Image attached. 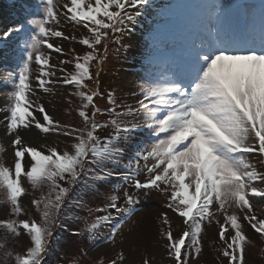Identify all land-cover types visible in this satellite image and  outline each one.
Returning <instances> with one entry per match:
<instances>
[{
	"label": "snow or ice",
	"instance_id": "obj_1",
	"mask_svg": "<svg viewBox=\"0 0 264 264\" xmlns=\"http://www.w3.org/2000/svg\"><path fill=\"white\" fill-rule=\"evenodd\" d=\"M38 4L39 15L0 36L23 34L18 65L5 77L11 85L7 104L0 108L13 153L11 166L0 162L6 205V218L0 219L3 264H44L55 229L65 219L80 220L75 212L86 207L85 196L113 176L120 185L109 189L102 206L88 209L83 228L72 235L94 247L108 228L115 244L135 214L138 195L156 192L182 221L174 233L168 213L158 217V237L170 264L198 261L204 251L202 234L214 224L219 256L227 264H245L247 247L253 244L246 229L264 240V209L258 214L253 203V198L264 200V0L258 7L202 6L206 11L197 16L185 51L162 64L149 59L152 69L131 93L135 104H118L114 92H102L100 75L109 45H121L135 30L149 12L150 0ZM222 8L240 10L244 23L233 24ZM61 18L87 34L78 40L66 35L59 30ZM56 38L76 41L87 51L80 55L70 48L65 53L51 42ZM52 53L70 56L59 64L73 70L60 67L57 76ZM56 86L73 89L65 97L64 111L69 116L74 111L78 124L55 119L40 100L41 93H54ZM69 97L79 101L75 108ZM97 98L106 99L103 108ZM33 129L62 135L71 143L63 151L31 146L24 135ZM101 131L107 134L101 137ZM28 195L32 199L25 208L22 200ZM21 238L22 252L8 247ZM87 255L81 248L69 264H80ZM125 259L121 250L107 258L99 255L94 264H124ZM142 264L151 261L145 256Z\"/></svg>",
	"mask_w": 264,
	"mask_h": 264
},
{
	"label": "rangeland",
	"instance_id": "obj_2",
	"mask_svg": "<svg viewBox=\"0 0 264 264\" xmlns=\"http://www.w3.org/2000/svg\"><path fill=\"white\" fill-rule=\"evenodd\" d=\"M29 6H33L34 10L29 11L30 16L39 15V4L38 0H28ZM160 0L155 1L153 7L149 12H152V22L146 23L143 22V33L145 30H148L149 33H152L156 29L166 27L165 33H161L157 38L154 39L153 44L149 41V47L142 53V56L139 58H134V61L142 66L138 71L130 72L127 68L124 67V61L127 59L126 54L132 53L134 54L136 45V40L140 38L141 30H135L130 33L128 39L123 38L121 45L110 44L107 59L103 65V71L100 75V90L102 92H106L111 90L114 92L116 101L118 104H135V99L131 95V93L136 89L138 83H140V77H144L147 71L152 69V65L149 62H142L145 58V55L148 53H153L154 51H163L166 54H178L181 55L190 40L194 38L197 19L194 20L187 30L190 33L188 36L180 37V39H175L174 41H169V38L165 41L161 39L164 35L169 36V34L174 31V29L178 27L173 26V22L177 19H187L189 22L191 18L188 17L183 11V16L181 17L179 14H175L172 16L167 11L160 10ZM165 2L174 3V1H179L183 4L191 5L189 1H194L195 6L199 0H162ZM238 0H217L219 5H226L229 3L236 4ZM247 4L251 5L252 0H244ZM196 9V11L201 14L206 10L202 7ZM166 6L167 4H163ZM205 5H210L206 3ZM194 6V7H195ZM161 11V14H160ZM221 11L227 17L229 21L233 24H243L244 17H235L232 15V10L230 8H222ZM237 15H242L240 12ZM3 16V17H2ZM6 18L4 13L0 12V35L3 32L7 31L10 28L19 25L17 20L13 22L8 21L9 23H5L2 18ZM27 18H24L25 20ZM2 21V22H1ZM11 23V25H10ZM73 25L65 23L63 18H61V24L59 25V30H62L66 33V35H75L79 37V35L83 31L76 32ZM172 27V28H170ZM74 30V31H73ZM146 32V34H148ZM82 35V34H81ZM23 34H20L19 37H22ZM136 36L135 42L126 44V41L133 40ZM147 38V37H146ZM19 42L21 38H16ZM53 44L60 45L63 47L64 51H68L70 48L75 49L77 54L82 55L87 49L84 46L76 43V41H64L59 38L53 39L51 41ZM145 46L147 47L148 41L144 40ZM184 46L183 52H178L176 48L178 46ZM176 46V47H175ZM9 48V44L4 48ZM2 50H0V55L2 54ZM10 55V56H8ZM135 57V56H134ZM166 57V56H165ZM20 58V48L17 47L14 52L10 50L4 56H0V108H3L7 104V93L11 90V85L8 81L5 80L8 72L15 71ZM68 55H60L58 53H52V58L50 63L53 65L61 66L59 64V60L61 59H69ZM147 59V58H146ZM123 62V64H122ZM134 66L132 63L130 66L127 65L128 68ZM61 67H67L71 71L73 70L72 65H63ZM93 73H95V66L92 68ZM59 76V73H56ZM91 83V82H90ZM73 89L70 87H57L54 88V93L39 95L40 100L45 104L46 109L49 114L52 115L55 119L60 120L61 122L71 121L73 123H79L75 112L73 111L71 115H67L64 109L67 107L65 102V97L69 92ZM73 100L72 107L79 103V101L75 97H69ZM97 104L101 108L106 104V99L101 100L97 98ZM5 113L0 111V162H3L6 166H11L13 164V153L9 148L10 137L6 136L3 120ZM107 131H110L107 130ZM24 141L26 144L31 146H35L40 148L41 145L57 147L58 150H65L68 145L71 143L69 138L64 136H57L54 133L50 134H41L38 133L37 130L33 129L31 132H28L24 135ZM123 163V162H122ZM111 182L106 184L104 187L98 188L94 194L91 196H85V204L86 207L82 209H78L75 212V215L79 216L80 220L74 219H65L62 222V226L60 228L55 229V237L50 245V252L46 256L44 264H69V261L76 256H79V250L83 248L87 251L88 255L86 257H82L80 260V264H94V259L101 254L107 258L108 256L114 255L116 251H123L126 257L124 264H142V260L145 256L149 258L151 264H170V261L167 259L166 254L164 252L163 246L158 237V229H159V214L161 212H167L169 215V219L172 222V228L174 233L177 232L181 225L182 221L176 217L170 210L164 207L166 198L159 193L152 192L149 195L145 196L142 192L138 195V203L135 207V214L131 218L130 221H127L125 226L123 227L122 234L117 235L115 244L108 238V228L106 236H102V234L98 237L95 242V246L85 240H81L80 237L72 235L74 229L79 230L83 228V219L88 217V209H95L97 207L102 206L105 203L106 196L108 194L109 189L113 187H117L120 185L121 181L114 178H110ZM25 187H29L25 182ZM125 187H127L125 185ZM79 189H77L78 191ZM131 192L132 190L129 189ZM29 192L31 193V189L29 187ZM39 195V193H36ZM75 195V193H73ZM91 197V198H89ZM32 199V195H28L23 198L22 205L25 208H28L30 204V200ZM4 195L3 192L0 191V219L6 218L3 209L6 205L3 203ZM253 203L255 209L258 214H261V209H264V200L260 198H253ZM34 218L39 219L38 215L32 210ZM27 218V217H21ZM71 220V222H70ZM73 223V225H71ZM71 225V226H70ZM246 232L250 239L253 241V244L247 247L245 264H264V253L261 252V249H264V240H261L258 234H255L250 229H246ZM202 242H203V254L199 258L198 261H193L191 264H227L226 258L220 257L217 249L220 247L218 243L217 237V226L214 224L210 227L206 228L204 234H202ZM8 247L14 249L15 251H23L25 248V241L23 238L20 240L9 242ZM54 247V248H53ZM0 264H3L2 257H0Z\"/></svg>",
	"mask_w": 264,
	"mask_h": 264
},
{
	"label": "trees",
	"instance_id": "obj_3",
	"mask_svg": "<svg viewBox=\"0 0 264 264\" xmlns=\"http://www.w3.org/2000/svg\"><path fill=\"white\" fill-rule=\"evenodd\" d=\"M5 1H7V0H0V8L1 7H3V2H5ZM75 27H72V29H74ZM75 30H76V32H78V30H80V31H83L81 34L82 35H86L87 34V31H86V29L85 30H82L81 28H75ZM74 31V30H73ZM81 34L79 35V37H77V40L80 38V36H81ZM70 36H72V34L70 35ZM77 43V42H76ZM107 134V131H101L100 133H99V135H101V137H103V136H105ZM95 193V191L94 192H92V193H90V194H88V195H86V196H90V195H92V194H94ZM70 222H71V220H70ZM71 225H73V223H71ZM70 225V226H71ZM74 231H78V230H76V229H74ZM54 248V247H53Z\"/></svg>",
	"mask_w": 264,
	"mask_h": 264
},
{
	"label": "bare ground",
	"instance_id": "obj_4",
	"mask_svg": "<svg viewBox=\"0 0 264 264\" xmlns=\"http://www.w3.org/2000/svg\"><path fill=\"white\" fill-rule=\"evenodd\" d=\"M15 15V14H14ZM115 179H117V177L114 176Z\"/></svg>",
	"mask_w": 264,
	"mask_h": 264
}]
</instances>
